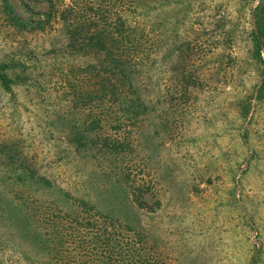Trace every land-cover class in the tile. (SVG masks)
<instances>
[{
  "label": "rangeland",
  "instance_id": "obj_1",
  "mask_svg": "<svg viewBox=\"0 0 264 264\" xmlns=\"http://www.w3.org/2000/svg\"><path fill=\"white\" fill-rule=\"evenodd\" d=\"M7 1L0 264H264L260 0Z\"/></svg>",
  "mask_w": 264,
  "mask_h": 264
},
{
  "label": "trees",
  "instance_id": "obj_2",
  "mask_svg": "<svg viewBox=\"0 0 264 264\" xmlns=\"http://www.w3.org/2000/svg\"><path fill=\"white\" fill-rule=\"evenodd\" d=\"M3 1H4L3 9L5 11L8 21L12 25L25 28L30 24L28 21H25L24 19L20 18L14 12V9L7 0H3ZM48 1L50 3L49 7L51 11L46 12L43 15L42 19L36 21L35 24L32 25L33 28L44 29V26L50 23L53 17L52 9L54 8V5L51 0ZM256 12H257L256 22H255L256 30L254 31V41H255L256 54L259 55L261 48V39L264 38V0H260ZM62 19L66 21L65 24H67L68 27L67 33L71 41L80 40L81 42H97L99 46L101 44L104 46V47L103 46L100 47L105 48L106 45L104 42H127L130 39L128 38L127 34H125V32L121 29L114 31V30H109L107 28H102V26H98V24L95 23H93V25H90L91 23L90 20H88L87 22L84 20H80L79 17L75 18L71 22H68L69 20L65 17H62ZM98 19H100L99 16ZM102 20L103 19H101V21ZM77 35H80V38ZM3 70H4L3 66L0 65V82L4 87L7 88L9 85V78ZM261 88H264V81L261 83ZM105 239L107 240L104 246L108 250V252H111L112 246L110 244V240L109 238L106 237Z\"/></svg>",
  "mask_w": 264,
  "mask_h": 264
}]
</instances>
